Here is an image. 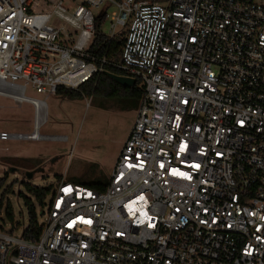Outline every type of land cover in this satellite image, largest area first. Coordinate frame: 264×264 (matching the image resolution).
I'll list each match as a JSON object with an SVG mask.
<instances>
[{"label": "built area", "instance_id": "1", "mask_svg": "<svg viewBox=\"0 0 264 264\" xmlns=\"http://www.w3.org/2000/svg\"><path fill=\"white\" fill-rule=\"evenodd\" d=\"M107 66L143 91L106 187L61 180L0 264H264V0H0V98L34 112L0 141Z\"/></svg>", "mask_w": 264, "mask_h": 264}, {"label": "rangeland", "instance_id": "2", "mask_svg": "<svg viewBox=\"0 0 264 264\" xmlns=\"http://www.w3.org/2000/svg\"><path fill=\"white\" fill-rule=\"evenodd\" d=\"M108 27V22L102 25L103 33ZM27 94L43 98L31 91ZM45 101L47 116L39 134L48 139L0 141V179L5 180L0 191V226L7 230L17 227V237L28 224L22 197H29L25 185L53 187L61 180L82 185L107 183L136 116V111H120L88 97L53 95ZM33 122L31 105L0 98V131L29 134ZM7 206L12 208V220L5 215ZM34 206L37 214L44 208L37 203Z\"/></svg>", "mask_w": 264, "mask_h": 264}, {"label": "trees", "instance_id": "3", "mask_svg": "<svg viewBox=\"0 0 264 264\" xmlns=\"http://www.w3.org/2000/svg\"><path fill=\"white\" fill-rule=\"evenodd\" d=\"M104 36L99 31V25L96 27V34L92 44V49L94 47L103 46L104 48ZM123 44L122 35H120L114 42L111 43L108 50V60L116 61L120 54V49ZM102 55V51L98 56ZM108 74L116 76H124V73L117 68L107 66L104 71L96 76L91 82L83 85L79 90H65L58 89L56 95L63 96L68 99H80L84 97L102 100L107 102V104L113 105L116 109L120 111H136L138 109L141 97H142V87L138 80L135 81L134 86L127 88L124 87L114 80H112ZM5 185V180L0 179V191ZM94 190L102 191L107 183H96L82 185ZM52 186L48 187H37L31 185H25V191L28 196L22 195L24 204L28 211V224L22 231L23 239L27 241H34L41 233V225L38 222L40 215L36 213L34 203H37L40 207H44L45 201L50 196ZM5 191L3 192L4 196ZM2 209V199L0 202V210ZM41 212V211H40ZM5 215L8 219L12 220L13 212L11 206H7L5 210Z\"/></svg>", "mask_w": 264, "mask_h": 264}, {"label": "water", "instance_id": "4", "mask_svg": "<svg viewBox=\"0 0 264 264\" xmlns=\"http://www.w3.org/2000/svg\"><path fill=\"white\" fill-rule=\"evenodd\" d=\"M108 76L112 80L117 82L118 84H120V85H122L124 87H127V88H130V87L134 86V84H135V80L131 79V78H127V77H124V76H116V75H112V74H108ZM26 176L29 179L31 177V174L28 173V174H26Z\"/></svg>", "mask_w": 264, "mask_h": 264}, {"label": "bare ground", "instance_id": "5", "mask_svg": "<svg viewBox=\"0 0 264 264\" xmlns=\"http://www.w3.org/2000/svg\"><path fill=\"white\" fill-rule=\"evenodd\" d=\"M37 140H39V139H37ZM37 140H35V141H37Z\"/></svg>", "mask_w": 264, "mask_h": 264}]
</instances>
